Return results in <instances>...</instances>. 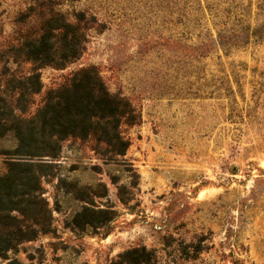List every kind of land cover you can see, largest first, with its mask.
I'll return each mask as SVG.
<instances>
[{
  "label": "rangeland",
  "instance_id": "374dc122",
  "mask_svg": "<svg viewBox=\"0 0 264 264\" xmlns=\"http://www.w3.org/2000/svg\"><path fill=\"white\" fill-rule=\"evenodd\" d=\"M40 1L0 0V95L9 101L32 71L18 49L39 35ZM54 2L68 19L81 10L94 21L76 59L35 70L41 89L27 96L28 111L94 66L139 121L119 127L123 154L66 137L54 156H16L2 152L15 147L10 133L0 139V174L10 159L45 165L44 228L0 264H123L142 247L146 264H264V34L209 42L264 23V0Z\"/></svg>",
  "mask_w": 264,
  "mask_h": 264
},
{
  "label": "trees",
  "instance_id": "16d2710c",
  "mask_svg": "<svg viewBox=\"0 0 264 264\" xmlns=\"http://www.w3.org/2000/svg\"><path fill=\"white\" fill-rule=\"evenodd\" d=\"M38 8L39 35L18 49L32 63V71L13 80L12 89L17 94L13 101L0 95V139L10 133L15 140L13 149L2 152L16 156H54L60 140L89 137L104 144L111 153L123 154L127 141L119 127L138 123L139 113L124 96L108 91L94 66L76 70L56 89L45 93L41 106L28 111L27 96L41 89L35 70L47 65L59 69L76 59L83 47L84 32L94 21L92 16L87 19L81 10L68 19L54 0H42ZM262 28L264 23L251 31L243 27L248 35L242 39L233 32H217L209 42L228 47L237 46L238 42L243 45L248 36L261 38ZM5 165V171L0 174V254L15 250L19 243L33 239L37 230L44 228L39 220L44 209L39 203V175L45 165L19 159H10ZM87 223L96 225L97 221L90 219ZM120 257L123 264H146L149 253L142 247L127 250ZM14 261L10 260L9 264Z\"/></svg>",
  "mask_w": 264,
  "mask_h": 264
}]
</instances>
